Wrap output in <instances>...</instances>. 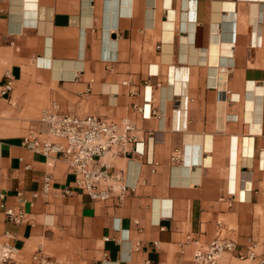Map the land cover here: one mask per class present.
Returning <instances> with one entry per match:
<instances>
[{
  "label": "crops",
  "instance_id": "crops-1",
  "mask_svg": "<svg viewBox=\"0 0 264 264\" xmlns=\"http://www.w3.org/2000/svg\"><path fill=\"white\" fill-rule=\"evenodd\" d=\"M8 79L0 240L10 264L39 248L62 264H193L195 245L217 234L235 240L224 261L259 264L264 0H0V87ZM53 101L142 130L143 152L114 158L133 186L119 203L91 199L63 159L23 143L32 113ZM248 249L254 257L236 255Z\"/></svg>",
  "mask_w": 264,
  "mask_h": 264
},
{
  "label": "built area",
  "instance_id": "built-area-1",
  "mask_svg": "<svg viewBox=\"0 0 264 264\" xmlns=\"http://www.w3.org/2000/svg\"><path fill=\"white\" fill-rule=\"evenodd\" d=\"M160 85V83H158ZM12 88L11 80H6L0 93ZM143 115L150 111L137 106ZM23 143L29 148L63 159L74 174L75 186L93 200H113L119 203L126 191L133 186L128 183L123 167H114V158L130 152H143L144 135L140 128L126 119L111 120L95 114L79 115L59 110L56 102L43 107L37 121L23 136ZM156 163V162H154ZM49 175H45V188L49 186ZM8 218L21 222L25 215L21 209L6 210ZM196 242V240H195ZM235 240L217 234L204 244L195 245L193 264H229L223 254L235 251ZM239 258L254 257L252 249L236 252ZM14 260L13 247L0 240V264H10ZM264 263L261 256L259 264ZM28 264H62L41 248L36 250Z\"/></svg>",
  "mask_w": 264,
  "mask_h": 264
},
{
  "label": "rangeland",
  "instance_id": "rangeland-1",
  "mask_svg": "<svg viewBox=\"0 0 264 264\" xmlns=\"http://www.w3.org/2000/svg\"><path fill=\"white\" fill-rule=\"evenodd\" d=\"M45 106H46V105H45ZM40 111H41V110L36 111V112H33L32 115H33L34 117L38 118L39 115H40ZM28 126H29V125L25 126V127L23 128L22 132L27 133V131H28L29 127H30V126H29V127H28Z\"/></svg>",
  "mask_w": 264,
  "mask_h": 264
}]
</instances>
